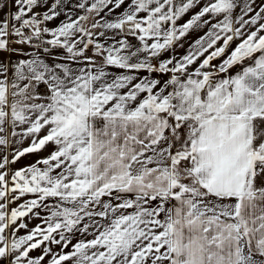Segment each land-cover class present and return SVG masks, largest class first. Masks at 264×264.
Masks as SVG:
<instances>
[{
    "label": "snow or ice",
    "instance_id": "snow-or-ice-1",
    "mask_svg": "<svg viewBox=\"0 0 264 264\" xmlns=\"http://www.w3.org/2000/svg\"><path fill=\"white\" fill-rule=\"evenodd\" d=\"M200 5L14 0L0 51H36L0 61V264H264V2L178 23Z\"/></svg>",
    "mask_w": 264,
    "mask_h": 264
},
{
    "label": "crops",
    "instance_id": "crops-1",
    "mask_svg": "<svg viewBox=\"0 0 264 264\" xmlns=\"http://www.w3.org/2000/svg\"><path fill=\"white\" fill-rule=\"evenodd\" d=\"M65 4L69 8L73 9L74 15L79 14L77 12V10H75V8H74L75 0H65ZM15 11H16V8L14 6V0H0V20H4L8 16L9 13H13ZM34 11L42 13L44 11V9L38 7V8H35ZM119 11H122V9L121 10H117L116 12L111 13L109 15L110 16L118 15ZM196 11H199V10L196 9ZM195 12H192L191 10L189 11V13H192V14L195 13ZM63 19H64V16L61 15V17H59L57 20L49 22L48 26L49 27L55 26L56 24H58ZM91 23H92V20L89 19L87 22H85V27L90 26ZM197 30H199V29H197ZM97 31H99V29H97ZM189 41H186L184 44H182L183 46L182 47L181 46L178 47L177 50L174 49L172 52L164 53L163 56L160 57V59L167 58L169 55L181 56V55L186 54V52H187L186 48L189 47V45L192 43V42H189ZM233 46H235V43H233ZM10 47H14V48H16L18 50L22 49V53L19 52V51L17 53L0 51V61L5 62V63H7L9 61L15 62L16 60H18L20 58H29L32 55V53L34 51H36L34 48H32L29 45H19V44L13 43L12 45H10ZM179 48H185V49H179ZM40 54L49 63L60 62L59 57L62 55V50H59V49L53 50V52L51 54H45V53H43L41 51ZM91 54H92L91 52L88 53V55H91ZM214 63H219V60L214 61ZM141 75H147V73H141ZM153 75L155 76L157 74H153ZM38 91H40V89H38ZM45 91H46V89H45ZM29 144H30V140L29 139H25L24 142L22 144L18 145V146L17 145L7 146V152L11 153V151L14 148L19 147V148L22 149L23 147L29 146ZM49 147H51V146H49ZM47 154H48V150L47 149L42 150V151H40L38 153L26 154L24 157L20 158V160L17 163L11 165V168L13 170H16V169H19L21 167H24L25 165H30L31 163L35 162L40 157L46 156ZM28 198L29 197H25V198H22L21 201H16V202H13V203L9 204L8 205V209L10 210L11 208L17 207L19 203L23 202V199H28ZM39 211L41 213V217H43L44 214H45L43 209H40ZM24 222L28 224V229H31V228L35 227V225L40 224L41 223V219L37 218V217L29 216V217H25L24 218ZM18 223H19V221H18ZM28 229L19 230L18 235H24L28 231ZM76 238H78V237H74L73 238L74 242H75ZM51 247L53 249V252H57L59 250L56 245H51ZM40 254H41V249L33 250L32 253H31V255L33 257L39 256ZM48 259L49 258L46 257V261Z\"/></svg>",
    "mask_w": 264,
    "mask_h": 264
},
{
    "label": "rangeland",
    "instance_id": "rangeland-1",
    "mask_svg": "<svg viewBox=\"0 0 264 264\" xmlns=\"http://www.w3.org/2000/svg\"><path fill=\"white\" fill-rule=\"evenodd\" d=\"M207 2V0H201V5L197 6L196 8L192 9V12H195L196 9L199 10V7L203 6V4ZM264 2V0H256V3L259 5L260 3ZM241 4H242V0H241ZM194 14V13H193ZM240 14L239 9L234 10V15L238 16ZM192 15V13H187L185 14L184 17L181 18L180 21H178V23H183L185 20H187L188 18H190ZM222 18V17H221ZM215 22V21H213ZM206 28L203 29H199V30H195V31H190L184 38L181 39V41L179 42L180 45L184 44L186 41L189 42H194L195 39H197L200 35H203L204 32L206 31ZM238 42V41H237ZM191 43V44H192ZM178 47H180L179 45L175 47V50L178 49ZM234 47V46H233ZM189 47L186 48V51L188 50ZM179 49H185V48H179Z\"/></svg>",
    "mask_w": 264,
    "mask_h": 264
}]
</instances>
